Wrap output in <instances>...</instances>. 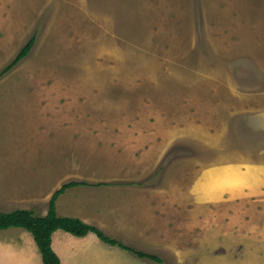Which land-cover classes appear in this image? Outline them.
I'll list each match as a JSON object with an SVG mask.
<instances>
[{
	"label": "rangeland",
	"instance_id": "obj_1",
	"mask_svg": "<svg viewBox=\"0 0 264 264\" xmlns=\"http://www.w3.org/2000/svg\"><path fill=\"white\" fill-rule=\"evenodd\" d=\"M33 35L0 77V166L114 183L87 194L106 205L108 187L179 195L202 169L264 162V0H0V71ZM239 220L264 238V201L214 208L201 227ZM240 236L210 242L226 264H264Z\"/></svg>",
	"mask_w": 264,
	"mask_h": 264
},
{
	"label": "crops",
	"instance_id": "obj_2",
	"mask_svg": "<svg viewBox=\"0 0 264 264\" xmlns=\"http://www.w3.org/2000/svg\"><path fill=\"white\" fill-rule=\"evenodd\" d=\"M65 142L64 138L63 145L58 146L63 148L58 155L60 163L65 161L63 157L60 158V155L66 153ZM64 165L67 166V163L64 162ZM66 174L67 167L57 169L50 166L45 172L36 164H2L0 214L31 210L37 217L45 216L49 200L62 185L80 182L69 179L75 175ZM52 176L54 180H50ZM100 187L90 184L66 189L55 201L57 216L78 219L136 251H154L159 262H148L117 246L106 245L92 233L75 237L57 230L51 236V248L59 264H113L109 255L114 258L116 250L125 257L124 260L122 257L123 264H165L166 259L168 264H198L196 260L205 256L214 259L208 264H215L216 253L211 256V252L219 249L221 256L220 252L218 255L221 258H217V263H225L222 255H226V250L220 245L215 249L212 246L214 243L210 242L216 241V237L211 239V235L217 234H235V241L245 234V241L258 240L264 246V238L258 237L261 233L259 229H246L241 220L235 224L224 221L223 226L213 228L201 227L206 219L209 220L214 208L245 209L248 203L264 201L261 199L264 197L263 161H238L202 169L188 189L179 195H147L140 190V193L131 190V194L120 196V188L108 187L116 195L106 205H100L95 198L87 195L94 188ZM196 219L201 231V228H196ZM218 241L224 243L228 239L223 237L218 238ZM249 245L252 246V243ZM240 247V251L245 249V245ZM254 255L258 260V254ZM0 264H43L32 235L21 228L0 230Z\"/></svg>",
	"mask_w": 264,
	"mask_h": 264
},
{
	"label": "trees",
	"instance_id": "obj_3",
	"mask_svg": "<svg viewBox=\"0 0 264 264\" xmlns=\"http://www.w3.org/2000/svg\"><path fill=\"white\" fill-rule=\"evenodd\" d=\"M35 41L34 35L26 42V44L18 51L14 58L0 71V77L11 71L21 60H23L33 47ZM89 185L85 182H69L61 186L49 200L47 213L43 217L35 216L31 210H16L10 213L0 214V230L10 228H21L30 233L40 252L43 264H59L57 256L51 248V236L61 230L75 237H84L89 233L94 234L100 241L109 246H117L122 250L129 251L139 258H145L150 261L159 262V258L154 255L136 251L133 248L123 245L117 240H113L106 236L96 227L83 223L74 218L58 217L55 210V201L57 197L66 189L76 186ZM114 183H98L94 186H109Z\"/></svg>",
	"mask_w": 264,
	"mask_h": 264
}]
</instances>
